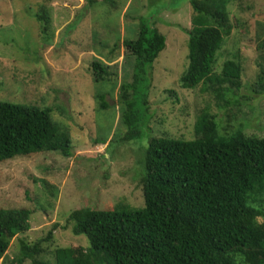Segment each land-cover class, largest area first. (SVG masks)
I'll return each instance as SVG.
<instances>
[{"label": "trees", "instance_id": "1", "mask_svg": "<svg viewBox=\"0 0 264 264\" xmlns=\"http://www.w3.org/2000/svg\"><path fill=\"white\" fill-rule=\"evenodd\" d=\"M41 1L33 19L46 33L51 28V18L44 3L51 0ZM103 1L85 0L91 8ZM188 1L192 12L186 30L187 66L179 77V86L184 90L200 86L201 92L217 102L223 101L224 106L218 104L220 108L231 104V122L238 115L243 116L238 93L242 66L238 61L226 60L219 73L214 70L216 54L232 33L228 9L231 0ZM137 25L136 37L129 39L133 30L126 27L121 41L130 74L126 73L119 83L117 125L126 132L118 137V143L140 139L141 127L155 122L157 117L149 111L148 95L152 65L165 48V37L151 17L138 18ZM92 32L91 38L98 40V31ZM119 37L120 34L117 42L105 37L111 38L113 46L108 56L104 55L108 63L115 58ZM50 39L52 34L47 41ZM91 71L95 84H105L116 75L98 60L92 61ZM47 73L43 68L45 81H49ZM30 75L37 80L35 73ZM35 80L33 85H27L30 89L26 88L30 104L0 101V162L45 152L72 155L70 128L65 120L55 118L62 114L68 119V108L64 114L58 108L63 105L45 104V95L39 90L43 86ZM249 88L253 93L264 94V70L259 71ZM112 93L113 86L108 97ZM168 93L175 96L171 90ZM88 96L97 102L96 116L111 107L114 118V107L105 100L104 93L96 91ZM245 103L246 108L253 110ZM209 109L207 101L196 116L191 138L163 133L151 138L147 146L142 139L138 141L144 151L142 161L135 158L140 171L136 174H141V206L120 201L101 208L88 200L68 214L62 228H69L76 239L84 237V248L56 247L48 251L44 242L52 237L57 226L53 225L44 239L20 240L19 253L9 260L11 241L31 228L32 211L25 207L0 208V264H264V137L246 135L241 124L235 129L228 128L230 124L223 126L222 118ZM116 141L115 138L112 146ZM52 252V263L36 259Z\"/></svg>", "mask_w": 264, "mask_h": 264}, {"label": "rangeland", "instance_id": "2", "mask_svg": "<svg viewBox=\"0 0 264 264\" xmlns=\"http://www.w3.org/2000/svg\"><path fill=\"white\" fill-rule=\"evenodd\" d=\"M42 4L41 0H0V101L30 104L26 88L33 85L35 79L30 73H35V81L43 86L39 90L45 95V104L63 105L58 108L64 114L68 108V119L62 114L55 118L60 122L65 120L70 128L72 155L45 152L0 162V208L25 207L32 211L31 228L11 241L9 260L19 253L20 240L44 239L53 225L57 226L52 237L44 242L48 251L56 247H86L84 237L76 239L69 228L62 226L68 214L88 200L101 208L120 201L141 206V174L139 177L135 158L142 161L144 151L138 141L142 139L147 146L151 138L163 133L191 138L196 116L207 101L209 111L222 118L223 126L230 124L228 128L235 129L241 124L246 135L264 137V94L253 93L249 88L259 71L264 70V32H261L264 0H231L228 7L232 33L216 54L214 70L219 73L226 60L238 61L242 66V86L238 93L243 116L238 115L231 122L228 119L231 104L220 108L223 101L217 102L213 96L201 92L200 86L195 90L179 86V77L187 66L186 30L192 12L188 0H104L94 3L92 8L86 6L85 0H51L44 3L51 18V28L46 33H42L33 19ZM122 10L123 14L128 10L124 17ZM85 16L88 18L84 19ZM140 17H151L165 37V48L152 65L148 95L149 111L157 117L155 122L141 127L140 139L118 143V137L126 132L117 125L119 83L125 79L124 75L130 74L121 41L126 27L133 30V37L128 38L136 37ZM78 22L88 24L78 25ZM92 31H98V40L91 38ZM50 34L52 39L47 41ZM118 34L115 58L108 63L105 56L113 48L112 41L117 42ZM106 40L108 44L104 45ZM95 60L102 61L109 73L116 74L111 81L105 84L92 81L91 63ZM43 68L48 70L49 81L43 79ZM48 85L55 89L47 88ZM112 86V96L108 97ZM170 90L175 96L168 93ZM96 91L104 93L105 100L114 107V118L111 107L96 116L97 102L88 96ZM245 102L253 110L246 108ZM113 134L117 141L112 146ZM36 259L52 263L53 252Z\"/></svg>", "mask_w": 264, "mask_h": 264}, {"label": "crops", "instance_id": "3", "mask_svg": "<svg viewBox=\"0 0 264 264\" xmlns=\"http://www.w3.org/2000/svg\"><path fill=\"white\" fill-rule=\"evenodd\" d=\"M102 3V2H101ZM127 5V4H126ZM122 14H123V10H122ZM88 15V14H87Z\"/></svg>", "mask_w": 264, "mask_h": 264}]
</instances>
